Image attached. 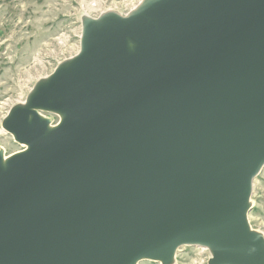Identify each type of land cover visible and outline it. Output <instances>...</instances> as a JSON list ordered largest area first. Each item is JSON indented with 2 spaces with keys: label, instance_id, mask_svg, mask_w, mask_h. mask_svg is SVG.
Segmentation results:
<instances>
[{
  "label": "water",
  "instance_id": "obj_1",
  "mask_svg": "<svg viewBox=\"0 0 264 264\" xmlns=\"http://www.w3.org/2000/svg\"><path fill=\"white\" fill-rule=\"evenodd\" d=\"M28 103V104H27ZM4 130L0 264H264V0H145L86 19L79 55ZM63 116L50 122L39 112Z\"/></svg>",
  "mask_w": 264,
  "mask_h": 264
},
{
  "label": "rangeland",
  "instance_id": "obj_2",
  "mask_svg": "<svg viewBox=\"0 0 264 264\" xmlns=\"http://www.w3.org/2000/svg\"><path fill=\"white\" fill-rule=\"evenodd\" d=\"M145 0H0V154L22 152L4 130L10 113L23 107L38 84L76 58L81 50L86 19L98 20L106 12L126 17ZM52 127L53 114L40 113ZM247 220L264 239V167L254 178ZM207 248L183 246L171 264H209ZM139 264H160L142 261Z\"/></svg>",
  "mask_w": 264,
  "mask_h": 264
},
{
  "label": "bare ground",
  "instance_id": "obj_3",
  "mask_svg": "<svg viewBox=\"0 0 264 264\" xmlns=\"http://www.w3.org/2000/svg\"><path fill=\"white\" fill-rule=\"evenodd\" d=\"M108 12H106L105 14H107ZM105 14H103V15H105ZM28 104V103H27ZM27 104H25V105H27ZM40 113H50V114H53V115H55V116H57L58 118H59V122L62 120V118H63V116L61 115V114H59V113H52V112H48V111H42V112H39V116H40V118L41 119H43V120H46L44 117H42V115L40 114ZM59 124V123H58ZM57 124V125H58ZM56 125V126H57ZM56 126H54V127H52L50 124H49V130L50 129H53V128H55ZM10 136L14 139V137L10 134ZM20 145V144H19ZM20 146H22L23 147V150H22V152L23 151H25L26 149H27V147L25 146V145H20ZM20 153V152H19ZM17 154V153H16ZM9 158V157H8ZM8 158H6V157H3L2 156V160H3V163H4V165H5V162L7 161V159ZM142 261H148V262H155V263H160V264H162L160 261H153V260H150V259H142V260H140V261H137L135 264H139L140 262H142Z\"/></svg>",
  "mask_w": 264,
  "mask_h": 264
}]
</instances>
